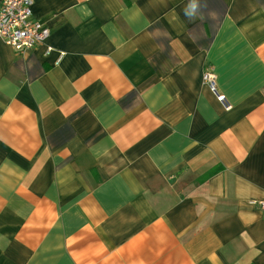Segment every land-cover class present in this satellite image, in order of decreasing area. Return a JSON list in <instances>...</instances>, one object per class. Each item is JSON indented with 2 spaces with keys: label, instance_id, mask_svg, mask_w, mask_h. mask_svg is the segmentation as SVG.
I'll list each match as a JSON object with an SVG mask.
<instances>
[{
  "label": "crops",
  "instance_id": "obj_1",
  "mask_svg": "<svg viewBox=\"0 0 264 264\" xmlns=\"http://www.w3.org/2000/svg\"><path fill=\"white\" fill-rule=\"evenodd\" d=\"M31 11L44 44L0 39V264H264V0Z\"/></svg>",
  "mask_w": 264,
  "mask_h": 264
},
{
  "label": "built area",
  "instance_id": "obj_2",
  "mask_svg": "<svg viewBox=\"0 0 264 264\" xmlns=\"http://www.w3.org/2000/svg\"><path fill=\"white\" fill-rule=\"evenodd\" d=\"M32 3L33 0H0V39L19 51L44 44L49 36L48 28L32 19ZM50 50L51 47H47L46 53ZM202 80L224 108L230 109L226 96L217 90L214 73L209 66L203 71ZM252 203L264 209V200Z\"/></svg>",
  "mask_w": 264,
  "mask_h": 264
},
{
  "label": "clouds",
  "instance_id": "obj_3",
  "mask_svg": "<svg viewBox=\"0 0 264 264\" xmlns=\"http://www.w3.org/2000/svg\"><path fill=\"white\" fill-rule=\"evenodd\" d=\"M191 7H192V8H195V7H196V5H195V4H192V5H191Z\"/></svg>",
  "mask_w": 264,
  "mask_h": 264
}]
</instances>
